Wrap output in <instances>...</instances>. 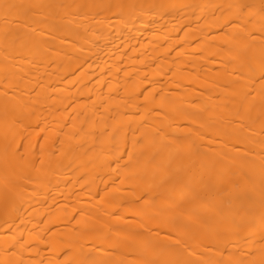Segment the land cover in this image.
<instances>
[{
    "label": "bare ground",
    "instance_id": "1",
    "mask_svg": "<svg viewBox=\"0 0 264 264\" xmlns=\"http://www.w3.org/2000/svg\"><path fill=\"white\" fill-rule=\"evenodd\" d=\"M0 264H264V0H0Z\"/></svg>",
    "mask_w": 264,
    "mask_h": 264
}]
</instances>
